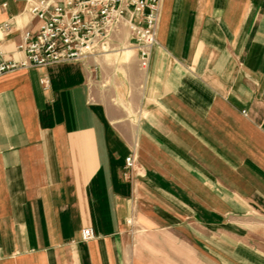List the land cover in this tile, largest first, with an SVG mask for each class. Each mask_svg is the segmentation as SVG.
Instances as JSON below:
<instances>
[{
	"label": "crops",
	"instance_id": "1",
	"mask_svg": "<svg viewBox=\"0 0 264 264\" xmlns=\"http://www.w3.org/2000/svg\"><path fill=\"white\" fill-rule=\"evenodd\" d=\"M34 1L0 0V59ZM0 264H264V0H159L146 68L122 23L1 73Z\"/></svg>",
	"mask_w": 264,
	"mask_h": 264
},
{
	"label": "built area",
	"instance_id": "2",
	"mask_svg": "<svg viewBox=\"0 0 264 264\" xmlns=\"http://www.w3.org/2000/svg\"><path fill=\"white\" fill-rule=\"evenodd\" d=\"M29 11L41 24L35 32H23L16 45L22 59H0V74L18 67L84 62L109 50L112 33L122 23L129 29L143 68L156 43L159 0H36ZM9 29L7 22L0 24V32ZM132 164L133 157L129 155L126 167ZM81 236L88 240L94 232L86 227Z\"/></svg>",
	"mask_w": 264,
	"mask_h": 264
}]
</instances>
